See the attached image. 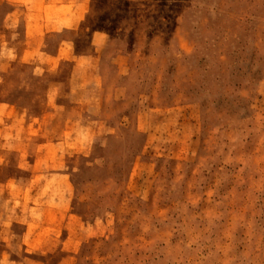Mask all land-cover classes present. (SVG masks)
<instances>
[{"label": "rangeland", "instance_id": "1", "mask_svg": "<svg viewBox=\"0 0 264 264\" xmlns=\"http://www.w3.org/2000/svg\"><path fill=\"white\" fill-rule=\"evenodd\" d=\"M0 264H264V0H0Z\"/></svg>", "mask_w": 264, "mask_h": 264}]
</instances>
